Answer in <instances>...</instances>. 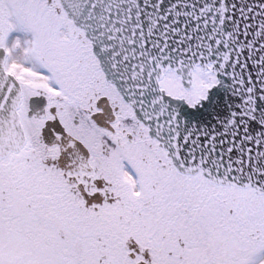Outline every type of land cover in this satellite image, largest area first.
Instances as JSON below:
<instances>
[{
  "label": "snow or ice",
  "instance_id": "obj_1",
  "mask_svg": "<svg viewBox=\"0 0 264 264\" xmlns=\"http://www.w3.org/2000/svg\"><path fill=\"white\" fill-rule=\"evenodd\" d=\"M0 264H264V0H0Z\"/></svg>",
  "mask_w": 264,
  "mask_h": 264
}]
</instances>
